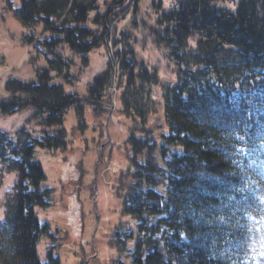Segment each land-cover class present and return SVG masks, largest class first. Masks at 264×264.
I'll list each match as a JSON object with an SVG mask.
<instances>
[{
	"label": "trees",
	"instance_id": "obj_1",
	"mask_svg": "<svg viewBox=\"0 0 264 264\" xmlns=\"http://www.w3.org/2000/svg\"><path fill=\"white\" fill-rule=\"evenodd\" d=\"M2 1L43 62L33 79L8 77L0 100L6 115L33 110L42 129H0V182L4 172L16 177L0 223V264H60L52 250L45 258L38 251L50 233L36 207L48 208L51 192L34 152L65 149V114L75 108L84 125L85 108L111 103L113 88L135 124L117 185L128 222L110 239L116 250L133 242L132 264H264V0H152L148 23L133 16L139 0ZM129 13L163 52L174 83L137 57L131 30L112 32ZM100 48L104 71L85 93L66 90L77 81L75 54L87 69Z\"/></svg>",
	"mask_w": 264,
	"mask_h": 264
},
{
	"label": "rangeland",
	"instance_id": "obj_2",
	"mask_svg": "<svg viewBox=\"0 0 264 264\" xmlns=\"http://www.w3.org/2000/svg\"><path fill=\"white\" fill-rule=\"evenodd\" d=\"M151 1L139 0L138 12L133 16L148 23L152 19L150 16L154 15ZM164 1L166 6L175 2ZM130 17L129 13L113 23L112 32L131 30L133 33L129 32L131 37L128 40L134 42L137 57L156 68L163 83H174L176 76L166 57L165 62L161 55L163 52L154 46L147 29H144V35L140 34ZM22 35L21 25L6 3L0 0V100L6 95L4 88L8 77L33 79L35 69L43 62L33 49L23 44ZM87 57L89 61L86 65L89 66L86 69L77 66L83 56L75 54L76 66L72 71L77 81L74 88L64 84L66 90L85 93L87 83L106 68L105 48L96 49ZM110 90L113 95L111 103H102L98 112L89 106L85 108L84 125L80 124L75 108L65 114L64 127L68 135L65 149L52 151L36 147L34 156L43 166L47 175L46 186L51 192L49 207H36V214L42 222L49 224L50 234H45L38 245L42 258L52 250L60 259V264H132V254L128 251L134 243L129 242L122 251H117L116 243L110 239L120 222H128V218L121 214L123 200L119 197L123 194H117V185L130 163L132 152L127 140L135 124L122 112L120 92L116 88ZM152 93L161 98V87H155ZM33 113V110H22L6 115L0 110V129L14 133L25 128L33 136L39 135L42 129L33 120ZM156 122L152 117L149 126ZM131 180L127 176L125 182ZM15 181L14 174L3 173L0 182V223L7 211L6 198L16 187ZM105 188L109 192L108 205L101 202V191Z\"/></svg>",
	"mask_w": 264,
	"mask_h": 264
},
{
	"label": "bare ground",
	"instance_id": "obj_3",
	"mask_svg": "<svg viewBox=\"0 0 264 264\" xmlns=\"http://www.w3.org/2000/svg\"><path fill=\"white\" fill-rule=\"evenodd\" d=\"M117 161H118V159H117ZM101 195H102L101 202L105 203V205H108L109 204V192H108V190L106 188L102 189Z\"/></svg>",
	"mask_w": 264,
	"mask_h": 264
}]
</instances>
